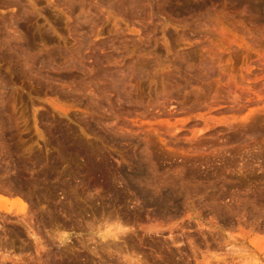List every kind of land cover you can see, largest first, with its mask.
<instances>
[{"label": "rangeland", "instance_id": "374dc122", "mask_svg": "<svg viewBox=\"0 0 264 264\" xmlns=\"http://www.w3.org/2000/svg\"><path fill=\"white\" fill-rule=\"evenodd\" d=\"M0 264H264V0H0Z\"/></svg>", "mask_w": 264, "mask_h": 264}, {"label": "bare ground", "instance_id": "6f19581e", "mask_svg": "<svg viewBox=\"0 0 264 264\" xmlns=\"http://www.w3.org/2000/svg\"><path fill=\"white\" fill-rule=\"evenodd\" d=\"M70 147H71V149L73 151L75 150L77 154H79V155L80 154H83V152H80L75 146L71 145ZM64 156L65 155H63L62 157H64ZM97 178H98V180L99 179H102V183L105 184V186H107V187H109L110 186V183L112 181H114V179H115V178H111L106 172L105 173L104 172H99V176H97ZM120 179L123 182V186L127 190H129L131 192V194H133L136 197L139 196V197L143 198L144 204H149L150 202H153V203H155L158 206H162L163 205V207H164L165 202H167L170 199V197H169L170 195H167L166 193L165 194H162V195H159L158 194L157 197H154V194L152 195L146 189L144 190L141 187L138 188L136 186L137 184L141 183V181H143V180L145 181V179H146L145 177H143L142 169H140L137 172V174H135L134 176H132V175L131 176H125V175L121 174V178ZM15 202H17L19 204V207L20 208L17 206L18 207L17 208L18 210H20L21 212H24L26 210L27 206H26V203H25V200L24 199H22V198L21 199H17V201H15ZM6 212H8V210ZM122 232H123V230H122ZM120 234H122V233H121V227L119 225L116 226L114 229H105L104 232H101V233H100V231L98 232V235L101 236V237L109 236V237H113V238H118V235H120Z\"/></svg>", "mask_w": 264, "mask_h": 264}]
</instances>
